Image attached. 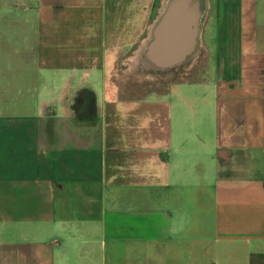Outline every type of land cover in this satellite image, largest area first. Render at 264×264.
Listing matches in <instances>:
<instances>
[{"label": "crops", "instance_id": "1", "mask_svg": "<svg viewBox=\"0 0 264 264\" xmlns=\"http://www.w3.org/2000/svg\"><path fill=\"white\" fill-rule=\"evenodd\" d=\"M164 1L0 0V264H264V0Z\"/></svg>", "mask_w": 264, "mask_h": 264}, {"label": "water", "instance_id": "2", "mask_svg": "<svg viewBox=\"0 0 264 264\" xmlns=\"http://www.w3.org/2000/svg\"><path fill=\"white\" fill-rule=\"evenodd\" d=\"M188 2V6L190 4V9L185 8L187 6ZM202 2L203 0H174L172 2V4L170 5V7L167 10V13L162 17V19L157 23V25L155 26L154 30H153V34H152V39L149 41L146 50L144 52V55H146V57L149 60V63L152 64V68L153 69H166L169 67H172L178 63H180L188 54H190L195 46L196 43V39L198 36V33L195 31L194 32V36L193 38H191V33L189 31H193L191 28L193 27L194 29H198V25L196 27V24H199L200 21V17H201V9H202ZM179 13H182L183 18L187 19L188 21L190 20L189 17L191 15H193L192 21L195 22V24H182L185 29H187V32L184 30V32H186L188 34L187 39H193V47L191 48V50L188 51L187 54L183 55L182 59H174V60H170V58H165L159 51H161L160 49V40L162 38V33L164 32V25H167L169 20L172 21V19L174 17H177ZM182 18V16H181ZM166 22V23H165ZM163 25V27H161ZM196 27V28H195ZM182 29V28H181ZM183 30V29H182ZM183 32V33H184ZM157 45V47H155ZM184 45V40H182L179 45H178V51L180 52L183 48ZM153 55L156 56V60L153 58ZM157 59H161L162 62H159V60ZM148 63V64H149Z\"/></svg>", "mask_w": 264, "mask_h": 264}, {"label": "bare ground", "instance_id": "3", "mask_svg": "<svg viewBox=\"0 0 264 264\" xmlns=\"http://www.w3.org/2000/svg\"><path fill=\"white\" fill-rule=\"evenodd\" d=\"M188 2L187 6L185 8H189L190 9V4L188 6ZM182 16V18H181ZM193 15H191L189 17V21L185 18H183L182 13H179L177 17H174L171 20H169L167 25H163L161 27H163L164 32L162 33V38L159 42L160 44V49L161 51H159L160 53H163L162 55L165 58H170V60H174V59H182L184 54H187L189 50H191V48L193 47V39L191 40L190 38L187 39L188 34L187 29H185V27L182 24H187L190 23L195 24V22L192 21ZM166 23V22H165ZM188 25V24H187ZM198 24H196L197 27ZM195 27V28H196ZM183 30H182V29ZM193 31H189L191 33V38H193L194 36V32L196 31L198 33V29H194L193 27L191 28ZM184 30L186 32H184ZM184 32V33H183ZM184 40V45H183V49L179 52L178 51V45L179 43ZM157 47V45L155 46ZM156 56L153 55V58L156 60L155 58ZM159 60V62H162L161 59H157ZM133 70V69H132Z\"/></svg>", "mask_w": 264, "mask_h": 264}, {"label": "rangeland", "instance_id": "4", "mask_svg": "<svg viewBox=\"0 0 264 264\" xmlns=\"http://www.w3.org/2000/svg\"><path fill=\"white\" fill-rule=\"evenodd\" d=\"M173 1L174 0H165L164 1V5H163L164 8H163L162 13H161L157 22H159L162 19V17L167 13L168 8L170 7V5L172 4ZM143 57H144V59L142 61L143 65H141V68L136 72V75L141 76L142 79H147L148 81L154 82L155 79L159 78V77H157V75H159V74L161 75V73L155 72V70L152 68V64L149 63V60L146 57V55L143 54Z\"/></svg>", "mask_w": 264, "mask_h": 264}]
</instances>
